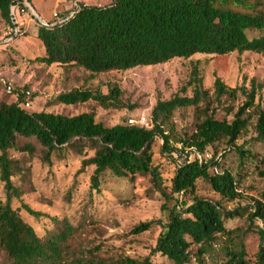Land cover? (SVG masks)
Returning a JSON list of instances; mask_svg holds the SVG:
<instances>
[{"label": "trees", "instance_id": "1", "mask_svg": "<svg viewBox=\"0 0 264 264\" xmlns=\"http://www.w3.org/2000/svg\"><path fill=\"white\" fill-rule=\"evenodd\" d=\"M22 0H0V17L12 24L10 7ZM260 32L249 39L247 32ZM37 39L43 48L34 62L45 67L59 66L64 70L79 69L91 76L111 72H126L166 64L174 59H189L197 55L226 56L246 52L264 54V0H109L104 6H79L72 16L66 14L55 22H37ZM192 96L181 89L168 101L158 100L150 115L151 128L128 124L111 128L95 121L92 112L66 116L47 112H28L24 105L32 101L26 87L14 91L15 101L0 103V181L4 185L6 201L0 200V253L6 264H93L89 258L77 256L67 241L73 229L66 222L60 227L53 223L55 232L39 237L34 229L12 206V198L20 192L13 186L11 177L17 163L10 160L9 150L35 156L51 165L52 156L66 149L81 152L88 149L94 154L81 161L80 172L94 167L90 177V191L99 192L100 179L105 172L117 178L150 176L151 182L165 198L174 201L172 208L164 207L167 220L158 238L153 254H160L172 264H207L206 258L217 262L219 252L226 258L224 264H249L246 248L234 243L226 231L225 220L246 214L248 230L256 221L259 236L257 264H264V203L256 201L251 207L225 210L221 203L193 197L190 204L178 197L194 194L201 180L222 200L233 202L240 197L238 175L219 169L221 156L207 158L211 146L225 140L234 147L235 141L247 127L245 114L257 110L256 140L264 143V110L255 107L256 95L261 90L254 80L250 88L244 85L228 87L219 78L213 84V97L203 88L198 71L193 70ZM106 93L95 89L72 88L61 92L49 105L78 106L93 102L103 109L120 108L122 91L116 83L105 84ZM16 90V89H15ZM29 92L30 95H26ZM244 97L243 104L234 112L225 107L224 116L218 115L221 99L235 101ZM212 103L216 104L211 108ZM203 104V107H200ZM195 107L201 118L194 134L180 141L183 147L193 148L203 158L183 162L174 159L177 151L170 145L163 125L177 109ZM228 116H232L228 119ZM162 142L160 153H166L175 163L170 195L162 188L158 169L153 165V147ZM244 159L249 153L235 148ZM264 165V159H262ZM264 177V170L261 172ZM24 211L38 219L44 215L22 205ZM154 222L135 226L130 234L140 235ZM60 228V230H59ZM229 235L228 245L221 247V236ZM216 245H219L218 251ZM221 258V257H220ZM105 262L100 259L95 263ZM115 264H145L128 257L112 261Z\"/></svg>", "mask_w": 264, "mask_h": 264}, {"label": "rangeland", "instance_id": "2", "mask_svg": "<svg viewBox=\"0 0 264 264\" xmlns=\"http://www.w3.org/2000/svg\"><path fill=\"white\" fill-rule=\"evenodd\" d=\"M33 11L41 21L54 22L52 15L60 19L79 5L104 6L109 0H27ZM16 26L20 35L9 45L0 42V103L15 101L13 92L23 87L29 89L32 101L28 112H47L76 116L85 112H92L95 121L111 128L118 124H127L129 119L144 115L150 118L151 111L158 100L168 101L181 89L186 88V96H192L194 85L193 70L198 71L205 90L213 97V84L219 78L226 86L234 88L244 85L250 88V81L254 80L261 90L256 95L255 107L264 110V54L246 52L226 56L197 55L189 59H174L166 64L147 68H135L126 72H111L91 76L79 69L64 70L59 66L45 67L34 62L43 53L42 45L34 30L28 27V22L36 20L16 18ZM7 24L0 17V38ZM260 32H247L249 39L260 36ZM16 81L15 89L8 93L3 81L7 78ZM116 83L121 91L120 108L103 109L93 102L78 106L49 105L61 92L72 88L95 89L100 87L106 93L105 84ZM244 97L237 96L235 101L221 99V107L217 108L218 115H225V107L234 112L243 104ZM211 108L216 104L212 103ZM200 107H203L201 104ZM232 116H228L231 119ZM248 119L247 127L241 132L234 143L228 146L225 140H220L211 146L207 158L211 153L221 156L219 169L238 175V192L240 197L228 202L214 193L207 183L198 180L194 194L180 195L178 198L187 204L193 197L203 198L221 203L225 210L238 207H251L256 201L264 203V143L256 140L255 124L257 110L250 109L245 114ZM201 113L195 107L175 110L164 125V133L169 136L170 145L178 149L180 141L189 139L195 132ZM162 142L157 140L153 147V165L158 169L162 181V188L170 195L171 181L175 173V163L166 153H160ZM187 151L193 148L185 147ZM235 148H242L249 153L244 159ZM88 149L77 152L66 149L52 156L51 165L42 163L39 158L9 150L7 157L17 163L11 181L20 192L18 199L12 198V206L18 210L22 219L31 226L39 237H45L55 232L56 221L67 223L73 229L67 244L77 254L89 258L93 255V264H115L120 258L128 257L145 264H172L160 254H153L158 238L164 231L167 211L164 207L172 208L174 201L166 203L165 198L151 182L150 176H135L117 178L110 172H105L100 179L99 192L90 191V177L94 167H87L80 172L81 161L93 156ZM0 200L6 201L4 185L0 181ZM22 205L44 216L35 219L29 216ZM250 212V209L249 211ZM232 220H225L226 231H234L231 235L234 243L241 241L246 248V259L249 264H257L259 236L256 221L248 230L246 214ZM146 222L155 224L150 230L132 235L130 231L137 225ZM60 230V228H59ZM229 235L221 236V247L228 245ZM219 245H216L218 251ZM217 262L206 258L207 264H224L226 258L219 252ZM221 257V258H220ZM0 264L4 256L0 253ZM189 264H197L191 261Z\"/></svg>", "mask_w": 264, "mask_h": 264}, {"label": "built area", "instance_id": "3", "mask_svg": "<svg viewBox=\"0 0 264 264\" xmlns=\"http://www.w3.org/2000/svg\"><path fill=\"white\" fill-rule=\"evenodd\" d=\"M79 6L76 7L72 11V13H70L69 15L72 16L75 12H77L79 10ZM82 6H86V5H82ZM10 15H11L12 24H10V25L7 24V26L4 27V29L2 30V33H1L0 42L3 45H9L20 35V30L16 26V24H17L16 18H20L22 20L31 18V19L36 20V22H40L39 21L40 18L33 11L31 6L27 3V0H22L21 3H17L15 5L11 6L10 7ZM52 17H53V19H55V21H57L56 20V18H58L57 14L54 13L52 15ZM15 84H16V81L11 77L7 78L3 81L4 88L6 89V91L8 93H12L15 90ZM26 95H30V93L26 92ZM24 107H25V109L28 108L29 102H27L24 105ZM127 124L132 125V126L135 125V126L143 127L146 129L151 128L150 118H148L144 115H140L136 118L129 119ZM177 148H178V149H176L177 151L174 153V159L177 162H183L186 159L194 158V157H196L198 159L199 163L203 162L202 156L200 154H197L194 151V149H192L191 151H187L186 148L183 147L182 145L178 146Z\"/></svg>", "mask_w": 264, "mask_h": 264}, {"label": "crops", "instance_id": "4", "mask_svg": "<svg viewBox=\"0 0 264 264\" xmlns=\"http://www.w3.org/2000/svg\"><path fill=\"white\" fill-rule=\"evenodd\" d=\"M43 22L46 23V21H43ZM28 27L31 28V30H34L35 35L37 34V25L35 27L33 22L31 23L28 22Z\"/></svg>", "mask_w": 264, "mask_h": 264}, {"label": "water", "instance_id": "5", "mask_svg": "<svg viewBox=\"0 0 264 264\" xmlns=\"http://www.w3.org/2000/svg\"><path fill=\"white\" fill-rule=\"evenodd\" d=\"M39 21L41 22V20L39 19Z\"/></svg>", "mask_w": 264, "mask_h": 264}]
</instances>
